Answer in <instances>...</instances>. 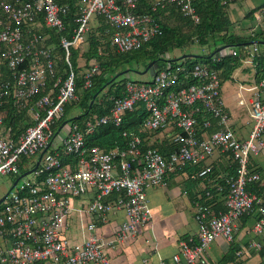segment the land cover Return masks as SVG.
I'll return each instance as SVG.
<instances>
[{"label":"built area","instance_id":"built-area-1","mask_svg":"<svg viewBox=\"0 0 264 264\" xmlns=\"http://www.w3.org/2000/svg\"><path fill=\"white\" fill-rule=\"evenodd\" d=\"M196 2L80 0L77 27L69 39L62 35L69 6L57 0H0V174L18 176L23 164L31 171L44 153L31 174L35 181L20 187L21 180L16 186L13 183L0 205V264H110L108 251L151 221L148 191L164 186L169 175L187 166L203 165L190 175L192 180L214 175L208 160L216 154L235 168L233 174L226 172L214 180L226 182V211L213 210L206 201L213 199L210 192L205 200L198 195L194 206L199 231L195 239L180 242L172 261L209 264L210 245L219 238L232 243L240 220L253 213L257 214L254 232L264 238V204L249 190L261 182L260 174L249 166L251 156L264 149V78L254 88L250 103L254 126L247 141L232 128L220 73L204 64L189 67L183 61L175 66L168 63L149 80L127 82L126 96L114 100L106 116L81 124L63 122L67 106L80 102L72 51H84L95 17L104 19L112 48L126 54L162 34L156 17L159 11L173 7L199 24ZM257 10L252 35L257 29L264 31V6ZM48 30L61 34L58 45L51 42ZM58 46L64 51L63 74L57 66ZM247 48L244 51L252 58L260 54L256 44ZM98 52L102 55L103 50ZM230 54L242 57L237 51ZM82 67V89L89 91L100 74V64ZM240 104L244 105L243 99ZM139 109L147 112V118L139 134H130L126 149L87 146L86 137L99 127L120 126L127 113ZM12 112L26 115L32 125L22 121V131L14 132L6 124ZM214 122L217 130L209 134ZM159 131L176 146L167 156L154 147L146 148L141 139L140 134ZM218 190L223 195L224 188ZM118 211L126 214L127 221L106 239L98 231ZM74 215L85 233L78 243L65 236ZM252 247L261 246L253 243Z\"/></svg>","mask_w":264,"mask_h":264},{"label":"trees","instance_id":"trees-1","mask_svg":"<svg viewBox=\"0 0 264 264\" xmlns=\"http://www.w3.org/2000/svg\"><path fill=\"white\" fill-rule=\"evenodd\" d=\"M79 1L80 0H57L60 5H67L70 9L65 18L66 31L62 34L69 39L72 38L73 30L77 27L75 20L79 15ZM232 1L234 2V0H197L194 6L201 19L199 24H194L189 19H186L179 10L173 7L166 12L159 11L156 17L157 22L160 24L162 34L155 37L139 50L126 54H118L112 48L110 40H107V37L105 36L107 25L104 19L102 17H95L98 18L99 24L96 27H93L91 23V29L88 34V40L90 42L89 51L83 55L77 50L72 51L73 65L79 76L78 93L80 96V102L77 105L67 106L66 116L63 122H76L81 124L88 120L99 119L106 116L109 113L114 100L126 96L125 86L127 82H129V80L125 79L126 74L134 72V67H140L142 63L146 69L153 61H157L159 65L158 71L164 70L168 63L175 66L180 61H183L189 67H193L195 64H204L219 72L222 81L229 79L231 72L238 65L236 57L232 54L220 58V60H213L211 54L205 56H195L190 54L186 57L174 60H170L169 55L177 49H181L186 42L192 41L193 38L194 42H199L202 46L210 45L209 40H212L214 45L219 41H222L224 45L229 47L242 45L241 48L243 49L248 45H252L255 41H261L264 43V31L261 29L257 30L254 35L250 33L249 36H247V39L241 38L236 33H232V31L235 32L236 29L233 28V24L227 16ZM144 5L146 8L147 6L149 7L146 2H144ZM251 16L255 19L254 13ZM175 20H178L177 24H174ZM179 25L190 27V29L193 30L192 33H188L186 36L183 34ZM250 30H252V28ZM50 34L52 37L51 42L58 45L61 34L59 35L58 33L53 32H50ZM218 36H221V38L219 39ZM99 49L103 50L102 55L99 54ZM137 54L138 56H136ZM58 55L59 60L57 61V66L63 74L65 72L66 64L64 60V51L59 46ZM243 55L248 56V54L245 53L241 56ZM194 57L203 59V62L201 63L199 60L196 61L197 59L194 61L191 60ZM80 59L86 60L85 63L87 68L91 62H99L100 64V74L94 80L95 86L89 91L82 89L83 79L81 73L84 68L82 67L83 65H80L79 63ZM230 63H233V65H230ZM221 71H223V75L221 74ZM121 73L124 74L120 76ZM121 77L124 79L119 80ZM75 107L80 110V113L71 116L72 109ZM146 118L147 112L144 109L129 112L126 114L125 119L120 126H101L94 134L87 136V146H98L107 151L115 148L124 150L127 148L130 134H139ZM25 120H28L29 122L26 124L27 126L32 125L26 115H16L12 112L7 115L6 124L8 127H12L14 132H20L23 129L21 122ZM125 133L127 134V137L124 136ZM140 135L146 148L154 147L166 156L176 148L170 137L164 136V139L160 141L159 137L162 135L161 131L155 133H143ZM152 139L154 140L152 141ZM30 162L31 161H28V163ZM26 167L25 164L20 167V174L14 177L15 179L13 183H15L22 174L29 172V169ZM190 167H194L196 169L195 172H199L203 168V165ZM226 172L233 174L235 172L234 166L231 167V165L228 164V170ZM215 176L216 175L212 174L204 179H197L194 181V183H203V185L207 186L202 195H200L202 199L205 200L206 193L210 192L213 199L206 201H208V203L212 201L210 203L212 206L214 204V199H217L218 197L222 198L227 194L226 182L224 180H219L215 183ZM208 185L210 186L208 187ZM220 187L224 188L223 195L221 196H219L220 192L218 190ZM196 200L197 198H195V201ZM208 203L206 202V204ZM238 250V247L232 246L230 253L219 264H238Z\"/></svg>","mask_w":264,"mask_h":264},{"label":"crops","instance_id":"crops-1","mask_svg":"<svg viewBox=\"0 0 264 264\" xmlns=\"http://www.w3.org/2000/svg\"><path fill=\"white\" fill-rule=\"evenodd\" d=\"M263 6L258 7L254 0H234L230 4L227 16L231 20L233 28L249 32L251 28L257 26L256 20L251 15ZM98 24V18H94L93 27ZM239 36L247 39L243 34ZM257 45L260 54L253 58L249 55H243L241 58L236 57L238 65L231 72L230 78L222 81L221 95L226 111L231 118L232 128L236 136L242 141L249 140L253 130L250 103L256 93L254 88L264 78V43ZM210 46H214L215 50L211 52L205 49L207 52L204 56L211 54L213 60H220V58L230 55L232 51H237L241 55L246 54V51L241 48L242 45L234 47L224 45L218 48L216 44L207 45V47ZM253 46L254 43L246 47L251 50ZM89 49L90 42L88 40V45L84 51H77L83 55ZM85 61L80 59V65L85 64ZM221 74L223 75V71ZM242 99L244 105L240 104ZM215 130H217L216 122L208 133L210 134ZM159 138L162 141L163 136L161 135ZM262 141L264 142V135ZM208 164L213 167L214 175L221 176L228 170L229 163L227 158L216 154L208 160ZM249 167L261 176V182L250 186L249 190L257 196L260 203L264 204V149L258 155L251 156ZM195 170L194 167L187 166L177 173L169 175L164 186L148 191L149 206L152 211L151 221L140 227L134 237L120 243L115 250L108 251L110 264H175L172 258L179 252L180 242L186 239H195L199 231V225L195 219L194 203L195 198H198L200 194L202 195L207 186L203 183H194L196 180L190 179V175ZM213 210L217 214L226 211L223 205V197L214 199ZM126 221V214L123 211H118L109 216L108 223L103 225L98 232L106 239H110ZM72 222L73 219L70 223L72 224ZM256 223V213L246 216L238 223L235 239L232 243L223 238L213 242L206 252L209 264H219L230 253L232 246L238 247V252L248 250L246 254L240 257L237 254L238 264H264V238L254 232ZM84 234V231L82 234L78 233L72 238V241L81 242ZM253 243L259 244L261 247H252Z\"/></svg>","mask_w":264,"mask_h":264},{"label":"rangeland","instance_id":"rangeland-1","mask_svg":"<svg viewBox=\"0 0 264 264\" xmlns=\"http://www.w3.org/2000/svg\"><path fill=\"white\" fill-rule=\"evenodd\" d=\"M255 4L258 5V7L263 6L264 5V0H254ZM178 20L174 21V24H177ZM179 27L181 28L183 34H185L186 36L188 35V33H192L193 30L190 29V27H187L186 25L181 26L179 25ZM232 33H236L239 35L243 34L244 36H249L250 31L247 32V30H236L235 32L232 31ZM218 38L220 39L221 36H218ZM245 38V37H244ZM194 39V38H193ZM192 39V41H188L186 42V44L181 48V49H177L176 51H174L173 53H171L169 55V59L170 60H174V59H179L181 57L193 54V55H197V56H204V54L208 51H214L215 48L214 46H202L199 42H194ZM210 41V45H212V40ZM217 48L220 46H224V43L222 41H219L217 44ZM138 56V54L136 55ZM197 59V60H196ZM192 58L191 60H196L199 62H203V59H198V58ZM73 62V61H72ZM134 72H129L126 74L125 79L129 80V81H146L147 79H151V76L149 74H142L145 71V67L143 66V63L140 65V67H134ZM124 78H120L119 80H123ZM80 110H78L77 107L72 109L71 112V116H75L77 114H79ZM68 119V118H66ZM14 177L13 176H9V175H2L0 174V200H2L7 193H9V191L11 190V186L14 182ZM35 181V177L33 175L27 176L26 178H24L23 180H21V182L18 184V187H20L21 185H24L25 183H30ZM83 230L81 228V224L79 222V219L77 218V215L73 216V222L72 224L70 223V227L69 230L66 233V237L68 239H72L75 235L82 234Z\"/></svg>","mask_w":264,"mask_h":264},{"label":"water","instance_id":"water-1","mask_svg":"<svg viewBox=\"0 0 264 264\" xmlns=\"http://www.w3.org/2000/svg\"><path fill=\"white\" fill-rule=\"evenodd\" d=\"M262 43H263V42H261V41H255V42H254V44H262ZM184 57H186V56H184ZM158 68H159L158 62H157V61H153V62H152V63H151L146 69H145V71H144L142 74H144V75H145V74H149L151 77H153V76L156 75V73L158 72ZM123 74H124V73H121L120 76H122ZM112 81H114V80H112ZM43 155H44V153L40 156V159L38 160L36 167L33 168L31 171L22 174V175H21V176L15 181L14 186H16L17 183H18L20 180L26 178L27 176H30L31 174H33V173L37 170V168H38V166H39V164H40V160H41V158L43 157ZM3 200H4V198H3L2 200H0V205L2 204Z\"/></svg>","mask_w":264,"mask_h":264}]
</instances>
